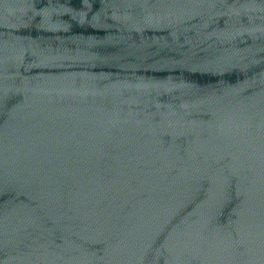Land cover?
<instances>
[{
    "label": "water",
    "instance_id": "95a60500",
    "mask_svg": "<svg viewBox=\"0 0 264 264\" xmlns=\"http://www.w3.org/2000/svg\"><path fill=\"white\" fill-rule=\"evenodd\" d=\"M0 264H264V0H178L1 108Z\"/></svg>",
    "mask_w": 264,
    "mask_h": 264
}]
</instances>
